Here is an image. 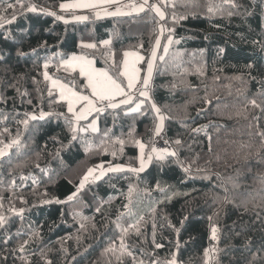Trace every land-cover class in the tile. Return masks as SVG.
<instances>
[{"label":"trees","instance_id":"trees-1","mask_svg":"<svg viewBox=\"0 0 264 264\" xmlns=\"http://www.w3.org/2000/svg\"><path fill=\"white\" fill-rule=\"evenodd\" d=\"M62 1L23 0L24 9L0 11V140L19 134L21 141L0 157V214L6 218L0 264H133V257L166 264L173 253L178 264H205L204 250L212 248L208 264H264V146L258 135L264 132V0H232L215 14L207 6L221 0L164 8L162 48L169 36L172 42L157 58L151 101L139 112L130 111L143 100L135 96L130 105L93 113L79 126L96 116L97 131L78 132L76 139L58 115L66 114V104L56 102L54 90L48 94L43 65L49 64L50 76L75 77L81 85L78 72L59 66L82 53L121 80L123 53L146 55L160 32L159 18L151 11L100 18L87 11V20L65 23L46 14L62 13ZM30 4L35 12L26 11ZM89 43L96 48L82 47ZM151 103L165 116L163 131L176 156H153L143 172L132 173L127 169L140 166L134 141L145 144V155L152 147L157 120ZM41 111L52 115L30 120L27 128L19 123ZM118 139L125 141L123 151ZM99 164L125 170L89 178L81 188L88 169ZM121 236L131 256L121 253ZM112 246L115 252L105 251Z\"/></svg>","mask_w":264,"mask_h":264},{"label":"snow or ice","instance_id":"snow-or-ice-1","mask_svg":"<svg viewBox=\"0 0 264 264\" xmlns=\"http://www.w3.org/2000/svg\"><path fill=\"white\" fill-rule=\"evenodd\" d=\"M232 0H221V4H212L209 3L207 6V12L210 14H215L221 10L222 4H231ZM194 4V0H157V2L152 3L150 0H142L141 3L137 4L134 0H130L129 3L125 4L122 3V0H69V2L61 3L59 8L61 11H69V10H89L94 13L96 18H100L103 16H123V15H131L132 13H144L146 11H151L155 14L156 17L159 18L157 24L159 26L161 34L165 31L162 25H159V21L165 20V11L164 8H172L175 9L177 5L182 7H191ZM6 5V6H4ZM19 6L21 9H24L25 5L23 0H16L15 4L8 3L7 0H0V11L7 13L8 9H15L16 6ZM37 9L35 5H28L26 11L35 12ZM47 15L54 16L57 20H64L63 16L57 15L55 12H46ZM16 18V13L13 11L12 20ZM184 16H180V19H184ZM73 19L77 21L87 20L88 17L85 15H74ZM173 21L176 20V14L173 12L172 15ZM4 18L0 16V26L4 23ZM11 22V21H7ZM65 23H68L67 20H64ZM171 31V29H168ZM169 44L172 42L171 36L168 37ZM110 43L109 40L102 41L103 45H108ZM160 46V39L159 36L156 38L155 45L152 49L151 57L147 60V69L143 76H141V70L137 67V65L143 61L145 58L139 55L136 52L125 51L123 53V61L121 62V66L118 72L120 77H123L126 80V84L122 81L118 80L116 77L111 75L109 71L105 69H98L94 66L93 60L89 59L87 55H72L68 59H62L60 61V68L64 71L69 73H75L78 71L79 77L83 78L82 84L78 85L76 83L75 77L70 80L68 83H63L59 79H55L49 75L47 69L49 64L46 62L43 67L45 69L43 73V78L45 81L50 82L48 88L49 96H52L53 89L58 91L59 99L56 101L57 103L63 102L66 104V114L59 113L58 115L63 116L65 119L66 124L69 127L70 132L73 134L72 139L77 138L78 132H86L89 129L95 132L97 131L96 127V120H92V122L87 125V127L79 126L80 121L87 120L90 115L93 113H103L106 109H116L119 108L121 105H130L135 102V98L133 93L138 92L139 97H142L138 103H135V107L131 108L130 111L132 112H139L142 109V106L145 101H151L149 95V85L152 79L153 67H154V60L156 58V48ZM82 47L87 49H95L96 45L89 43L83 44ZM164 52H168V45H164ZM163 60L164 57L161 56L159 58ZM113 66H115V62L113 61ZM89 94H85V93ZM251 104L254 107H259L255 100L251 101ZM152 111L156 113V124H155V132L156 136H159L162 128L163 122L165 120V116L160 114V109L156 106L155 103H151ZM27 118L19 121L25 128H27L30 120H43L46 116L52 115V113H45L41 111L39 116L34 114H26ZM5 133L8 132V129H3ZM193 132L201 131L200 128H196L192 130ZM107 135V133H106ZM131 135V132L129 133ZM258 135L262 138V146H264V132L258 133ZM121 145L120 151H123V145L125 143L124 140L118 139L115 141ZM134 143L139 147L140 156H139V167L138 168H128L127 171L132 173H140L143 172L146 168L147 164L150 163L153 159V156L157 160H164L168 156H176L175 151H170L168 149H158L156 147H151L150 152L147 154V160H145V144L140 140H135ZM175 144L179 145L181 141L179 139L174 141ZM0 157H4L8 154V150L12 149L14 146L20 147L21 141L19 138V134L16 138L11 139L8 143H4L0 140ZM88 149H86L87 151ZM113 156L116 155V152L113 151ZM38 167V165H37ZM100 171L98 176H94L93 172L94 169H88V172L82 178L80 182V187L82 188L86 181L89 180L91 177L93 180H98L102 176H104L105 171L107 172H117V171H124L125 169L120 166L116 165L115 167H109L106 170L103 169V165L97 166ZM188 171V169H185ZM134 192L133 187H129V200L131 201L132 194ZM76 193H73L72 196H69L68 199L71 200ZM127 208L128 206L125 205ZM0 208H3V205L0 204ZM9 211L20 214L23 212V209L17 210L15 208H10ZM5 216L0 214V227H2L5 223ZM141 219H143L141 217ZM119 226V225H118ZM83 227V225H82ZM130 228L136 227V225H129ZM124 234H127L128 229H122ZM217 229L215 227L212 228V235L211 239L216 240ZM137 234H139V228H137ZM121 243L120 249L122 254H127L129 256L132 255L131 252L127 250V246L124 242L123 236H121ZM155 248H161L162 245L155 243ZM29 241L25 240L19 247L20 252H24L26 250V246L28 245ZM105 251L115 252L116 249L114 246L106 249ZM216 251L215 248L212 249H205L204 256H205V264H208L209 254L210 252L214 253ZM215 257L213 256L212 259ZM133 264H144L143 260L136 261L135 257H133ZM151 264H159L158 260H153ZM166 264H178V260L176 254H172V259L167 261Z\"/></svg>","mask_w":264,"mask_h":264},{"label":"rangeland","instance_id":"rangeland-1","mask_svg":"<svg viewBox=\"0 0 264 264\" xmlns=\"http://www.w3.org/2000/svg\"><path fill=\"white\" fill-rule=\"evenodd\" d=\"M66 2H69V0H65V1H62L61 3H66ZM130 2V0H122V3H125V4H127V3H129ZM134 2L135 3H137V4H139V3H141L142 2V0H134ZM155 2H157L156 0H154L152 3H155ZM60 3V4H61ZM59 4V5H60ZM58 9L60 10V8H59V6H58ZM61 11V10H60ZM87 11H89V10H69V11H63L62 13H59L58 15L59 16H63L64 17V20H75V19H73V16L74 15H85V16H87ZM159 36V39H160V46L159 47H157L156 48V58H155V60H154V67H153V73H154V68H155V64H156V61H157V58L160 56V52H161V48H162V34H161V32H158V35L156 36V38ZM155 41H156V39H155ZM155 41H154V43H153V45L151 46V48H150V50H149V52L146 54V55H144L139 49H127V50H125V51H130V52H136V53H138L139 55H141V56H143L145 59L143 60V61H141L138 65H137V67L141 70V76H143L144 74H145V72H146V69H147V60L151 57V54H152V49H153V46L155 45ZM168 45L169 44V41H168V38L165 40V43H164V45ZM164 45H163V48H162V53L164 52ZM161 53V54H162ZM72 55H82V53H73V54H70V55H68L66 58H63L64 60H66V59H68L70 56H72ZM83 55H86V54H83ZM87 57L89 58V59H91V60H93V62H94V58L93 57H91V56H89V55H87ZM123 59H124V57H123ZM123 59H122V61H123ZM62 60V59H61ZM60 60V61H61ZM94 66L96 67V68H98V69H105V68H102V67H98V66H96V64H95V62H94ZM106 70V69H105ZM108 71V70H107ZM78 72V71H77ZM110 73V72H109ZM153 73H152V77H153ZM79 74V73H78ZM111 74V73H110ZM112 75V74H111ZM114 76V75H113ZM53 78H55V79H59L61 82H63V83H68V82H66V81H64V80H62V79H60V78H57V77H54V76H52ZM115 77V76H114ZM120 81H122L124 84H126V80H124V78L122 77V79L120 80ZM151 81H152V79H151ZM151 81H150V84H151ZM49 85H50V82H49ZM150 86V85H149ZM55 92H56V95H57V97L59 98V96H58V91L56 90V89H53ZM148 91H149V95H150V90L148 89ZM85 94H89V93H85ZM133 95H134V98H135V96H139L138 95V92H134L133 93ZM142 98V97H141ZM143 99V98H142ZM137 100V99H136ZM141 100H138V101H136L135 103H138V102H140ZM133 107H135V104H134V106ZM96 120V122L98 121L97 120V117L96 116H94V117H90L89 118V120L86 122V125L85 126H82V127H87V125H89L91 122H92V120ZM97 124H98V122L96 123V127H97ZM163 127H164V122H163ZM163 129V128H162ZM89 130H91V129H89ZM140 151V150H139ZM145 160H147V155H145ZM99 165H103V164H99ZM117 165H119V164H117ZM98 166V165H97ZM97 166H95V167H92V169H94V172H93V175L94 176H98L99 174H100V171L102 170V169H99ZM115 167L116 165H103V169L104 170H106L107 168H109V167ZM120 166H122V165H120ZM123 167V166H122ZM107 171H105V173H106ZM91 178V177H90Z\"/></svg>","mask_w":264,"mask_h":264},{"label":"built area","instance_id":"built-area-1","mask_svg":"<svg viewBox=\"0 0 264 264\" xmlns=\"http://www.w3.org/2000/svg\"><path fill=\"white\" fill-rule=\"evenodd\" d=\"M153 146L161 150L163 149L172 150L173 149L164 131H162L159 136H156V135L154 136L152 147Z\"/></svg>","mask_w":264,"mask_h":264},{"label":"crops","instance_id":"crops-1","mask_svg":"<svg viewBox=\"0 0 264 264\" xmlns=\"http://www.w3.org/2000/svg\"><path fill=\"white\" fill-rule=\"evenodd\" d=\"M103 16V15H102Z\"/></svg>","mask_w":264,"mask_h":264}]
</instances>
